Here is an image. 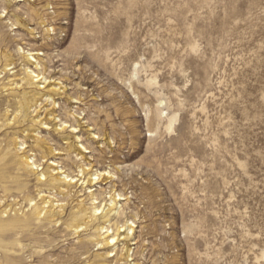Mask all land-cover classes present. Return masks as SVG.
<instances>
[{"label": "rangeland", "instance_id": "rangeland-1", "mask_svg": "<svg viewBox=\"0 0 264 264\" xmlns=\"http://www.w3.org/2000/svg\"><path fill=\"white\" fill-rule=\"evenodd\" d=\"M7 149L11 264H264V0H0Z\"/></svg>", "mask_w": 264, "mask_h": 264}, {"label": "bare ground", "instance_id": "bare-ground-1", "mask_svg": "<svg viewBox=\"0 0 264 264\" xmlns=\"http://www.w3.org/2000/svg\"><path fill=\"white\" fill-rule=\"evenodd\" d=\"M35 55H41V54H33V56ZM38 78V77H37ZM27 104V103H26ZM26 105L24 106V109H26ZM9 149V148H8ZM7 151H2L1 154H0V164L2 166L6 165L8 163V161H12V169H3L1 170L0 169V184L3 185L4 183L5 184H9L10 181L14 180L16 181V184L18 186V188L20 190H25L27 187L26 185H24L22 179H23V176L19 173L20 171H23L25 172L26 171V167H31L32 166V163L30 160L26 159V161L24 162V166L25 168H23V164H21L20 162H18L16 159H13V157H11V151L8 150ZM0 165V166H1ZM15 171H17V175L15 174ZM0 185V186H1ZM5 192L9 191V188L4 186L3 187ZM99 211V209H98ZM111 211H113V209H110L108 213H110ZM7 212H1V215L2 214H5ZM35 214V213H34ZM34 214L30 215L29 217L25 218L24 220H21L22 224L23 225H30L32 224L33 220L34 219ZM18 221L16 222H12L10 224H7V225H4L2 223H0V232H3L5 229H9V228H13L15 226L18 225ZM73 227L74 228H78L80 226L77 225L76 221L74 222L73 224ZM133 231V229L131 227H128L126 231H120V229L117 231L116 235L114 236H108L107 240H106V243L108 246H111V245H114L115 242H117V240L123 235V234H120V233H124L125 235V238H130V235H131V232ZM0 249L2 250L1 252H3V259H4V263L5 264H11L12 263V257L11 255H9L7 252V245H5L4 243L1 244V239H0Z\"/></svg>", "mask_w": 264, "mask_h": 264}]
</instances>
